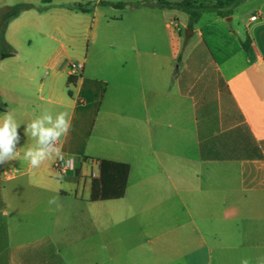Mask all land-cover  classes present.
<instances>
[{
	"label": "crops",
	"instance_id": "1",
	"mask_svg": "<svg viewBox=\"0 0 264 264\" xmlns=\"http://www.w3.org/2000/svg\"><path fill=\"white\" fill-rule=\"evenodd\" d=\"M16 5L32 8L9 21L5 48L14 56L0 59V108L22 136L17 159L0 165V264H256L264 256V0L226 7L227 16L206 11L192 29L188 13L158 0ZM88 30L94 47L74 62L84 65L74 77L58 59L56 32ZM28 33L54 43L21 49ZM44 110L71 115L63 151L94 118V146L83 155L98 168L99 160L131 166L124 199L91 202L99 171L87 179L79 163L61 180L56 158L29 167L23 153L35 141L24 124ZM53 196L59 208L48 204Z\"/></svg>",
	"mask_w": 264,
	"mask_h": 264
},
{
	"label": "clouds",
	"instance_id": "2",
	"mask_svg": "<svg viewBox=\"0 0 264 264\" xmlns=\"http://www.w3.org/2000/svg\"><path fill=\"white\" fill-rule=\"evenodd\" d=\"M24 125V135L35 141L34 146L28 147L23 153V159L28 162L30 168H39L50 158L58 159L64 168L72 166L74 157L66 158L62 150L63 138L71 129V115L68 111L53 114L44 110ZM20 127L12 112L0 115V165L17 159V146L22 140ZM58 201L59 196H53L48 200V204L59 208ZM241 264H249V260L242 259ZM256 264H264V256L258 257Z\"/></svg>",
	"mask_w": 264,
	"mask_h": 264
},
{
	"label": "trees",
	"instance_id": "3",
	"mask_svg": "<svg viewBox=\"0 0 264 264\" xmlns=\"http://www.w3.org/2000/svg\"><path fill=\"white\" fill-rule=\"evenodd\" d=\"M243 0H217L213 6L203 3L196 5V2L184 0L182 2H169L158 0V4L167 8H178L190 17L189 28L192 29L202 14L206 11H213L221 16H227L232 13V9L223 11L226 7H235ZM43 4H50L52 0H42ZM123 7L124 3L115 4ZM31 5H16L0 10V45L6 46L5 32L9 21L18 16L23 11L31 9ZM246 50H249V42L244 44ZM14 56V51L0 54V59H7ZM6 113L5 108H0V115ZM131 166L127 163L114 162L109 160H99V176L92 179L91 202H104L124 199L127 192Z\"/></svg>",
	"mask_w": 264,
	"mask_h": 264
},
{
	"label": "rangeland",
	"instance_id": "4",
	"mask_svg": "<svg viewBox=\"0 0 264 264\" xmlns=\"http://www.w3.org/2000/svg\"><path fill=\"white\" fill-rule=\"evenodd\" d=\"M18 3V0H0V10L6 9L9 7H13L15 4ZM29 40L32 41V48L35 49L37 46H39L43 41H46V43L53 45L54 42L49 40L48 38L44 36H33L31 33L25 34L19 39V47L21 49L27 48L29 46ZM95 43V39L93 38L92 34L90 31H83L80 33H73L69 31H64V32H56V50H58L59 46L63 45L64 51H61L59 53V61L66 63L67 60L70 62H76L77 59L80 57L84 56L88 49H93V45ZM47 45L46 47H48ZM47 49V48H46ZM62 49V50H63ZM10 50L5 48L4 45H0V54L2 53H9ZM93 117L91 118L90 121L87 123L81 125L79 129H77V132H75V142L73 143V149H68L66 148L63 152L69 156L74 157V159L82 165L83 168V174L87 177V179H91L92 174L95 173L96 175L98 174L99 168L97 166V160L98 159H87L85 158L86 156L83 155L85 154L86 151L91 150L94 146V143L90 141V137L92 135V132L94 130V121ZM93 145V146H92ZM77 147V148H74ZM79 152V153H78ZM82 152V153H81ZM85 156V157H84ZM59 174V175H58ZM70 174H75V172H72ZM56 175L58 176L59 180L60 177H63L58 170L56 169ZM3 228H0V236L3 235ZM18 231L25 232H35L36 229L34 228H24V229H19ZM20 233H16V236H20Z\"/></svg>",
	"mask_w": 264,
	"mask_h": 264
},
{
	"label": "built area",
	"instance_id": "5",
	"mask_svg": "<svg viewBox=\"0 0 264 264\" xmlns=\"http://www.w3.org/2000/svg\"><path fill=\"white\" fill-rule=\"evenodd\" d=\"M253 20L256 19V17H252ZM68 69H69V73L71 76L74 77H78L81 75L83 69H84V65L82 63H74V62H69L68 63ZM66 158L69 155H66ZM54 167L58 170V172L62 175V176H66L69 175L72 172H76L77 171V162L74 159L73 164L71 167L68 168H64L62 165V162H60L58 159H55V164Z\"/></svg>",
	"mask_w": 264,
	"mask_h": 264
},
{
	"label": "water",
	"instance_id": "6",
	"mask_svg": "<svg viewBox=\"0 0 264 264\" xmlns=\"http://www.w3.org/2000/svg\"><path fill=\"white\" fill-rule=\"evenodd\" d=\"M189 32H192L191 30Z\"/></svg>",
	"mask_w": 264,
	"mask_h": 264
}]
</instances>
